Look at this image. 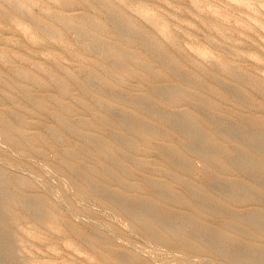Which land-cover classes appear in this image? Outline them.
I'll list each match as a JSON object with an SVG mask.
<instances>
[{
	"label": "rangeland",
	"instance_id": "374dc122",
	"mask_svg": "<svg viewBox=\"0 0 264 264\" xmlns=\"http://www.w3.org/2000/svg\"><path fill=\"white\" fill-rule=\"evenodd\" d=\"M102 1L33 0L19 9L0 0V115L14 123L10 136L44 138L38 151L21 148L9 140L0 123V264H120V258H135L141 264H255L264 250V237L260 242L231 233L229 240L216 236L209 240L221 251L243 255L239 262L212 249L198 253L151 237L117 203L124 199L130 206L139 203L147 208L152 202L147 209L157 234L174 237L163 228L162 223H170L181 236L203 243L205 232L189 226L191 212L162 199V194L182 189L176 181L159 185L181 175L175 165L182 156L173 155L170 161L164 155L179 148L195 169L182 175L183 180L209 187L218 196H223V188L237 193V184L251 186L244 194L250 197L246 205L219 203L221 215L208 217L215 225L233 217L246 224L245 217L264 211V173L241 168L253 136L264 135V0H250L251 8L237 0H106L101 7ZM141 8L150 9L154 19L145 18ZM114 14L121 20L117 32ZM60 15L72 18L71 23L65 26ZM87 19L101 24L100 31L94 32ZM163 23L171 39L160 31ZM49 28L63 39L48 36ZM119 36L128 42L121 44ZM140 38L157 49H145ZM95 41L113 52H127L126 67L132 71L108 73L116 57L99 54ZM194 48L207 50L212 57L204 59ZM148 68L160 73L162 81H154ZM173 84L186 91L185 105H170ZM186 112L203 131L191 133ZM106 116L116 124L100 127L97 123ZM142 121L161 136L139 141L131 128ZM55 132L59 140L51 145ZM226 133L228 139L213 137ZM131 141L149 145L145 158L131 151ZM115 150L118 161L140 167L133 181L139 188L126 191L106 177L110 170L117 176L122 173L105 153ZM69 151L78 157L71 158ZM208 151L227 171L217 164L206 173L203 155ZM40 197L56 208L57 233L33 221L25 210L23 202ZM12 214L20 218L15 226Z\"/></svg>",
	"mask_w": 264,
	"mask_h": 264
},
{
	"label": "bare ground",
	"instance_id": "6f19581e",
	"mask_svg": "<svg viewBox=\"0 0 264 264\" xmlns=\"http://www.w3.org/2000/svg\"><path fill=\"white\" fill-rule=\"evenodd\" d=\"M9 1L12 3L13 6H15L19 9H22V8L26 9L28 2H33V0H9ZM237 1L241 2L243 5H245L249 8L252 7V2L250 0H237ZM106 3L108 4V2H106V0H103L102 3L100 4V6L104 7L105 5H107ZM141 11H142L144 17L147 18L148 20L152 21L154 19V16H153L154 13L150 9L141 8ZM60 16H61V17H59L60 21L65 26H67L71 23L72 18H70L68 16H64V15H60ZM113 16H114V21H115V29L114 30L117 32V29H121V20L119 19L118 14H114ZM93 21H92V19L86 20L87 24H89L92 27L94 32L100 31L101 24L97 23L96 21H94V22ZM16 24L18 26L22 27L20 22H17ZM261 26L264 28V24L261 23ZM159 29L167 39L172 38V34L170 33V30L165 23L161 24L159 26ZM104 34H106L105 31H104ZM47 35L50 37L57 36L58 38L63 39L62 34L58 31H56L54 28H49L47 30ZM119 40H120L121 44H125L126 41L128 42V39L126 37L122 38L119 36ZM139 41L144 45L145 49H147V50L155 48L151 44L153 42H147L143 38H140ZM35 42H37V39L35 40ZM95 43L99 46V48L97 49V52H99V54L115 55V57H116L113 60L112 68L109 69L108 73H113L116 70L120 71L122 69L124 70L123 74H127V73H130L132 71V68H130V66L127 65V67H126L125 59L127 57H129V54L127 52H124V51L113 52V50L111 48H108L107 46H105L103 44H99V41H95ZM155 49H157V48H155ZM194 51L200 57H202L204 59H209L210 57H212L210 52L207 50H203L201 48H194ZM162 56H165L167 59L171 60V58H170L171 56H169L168 54L162 53ZM2 58L4 59L6 57L3 56ZM119 58H121V59L119 60ZM145 63L147 64L146 61H145ZM148 70L151 72V70L149 68H148ZM152 78L156 82L162 81V77L160 76V73H155V72L152 73ZM170 88H171V91L169 90V92H168V94L170 95L169 99H168L170 102V105L175 106V107H180V106L185 105V103H182V100L187 98L186 91L179 84H173V85H171ZM232 89H233V87H232ZM67 91H68V88L66 87V88H64L63 93H67ZM189 96H192V95L190 94ZM192 97H194V96H192ZM199 99H200V97L192 98L191 101L193 100L195 102V101H198ZM185 117H186L185 118L186 122L191 126V131H192L191 133H198L199 131H203L202 125L194 117H191L189 115V112L185 113ZM60 121H61V123L62 122L64 123L62 118H60ZM0 123L3 126V128L5 129V131L8 132V138L12 143L17 144L21 148H27L30 151H38V149H39L38 143H40L41 142L40 140H42L44 138H42L40 136H32V139L27 140L25 138H21V137H17V136L12 137L9 135L10 134L9 132L11 129H13L14 123L7 121L1 115H0ZM112 123H115L113 121V119H111L110 116H106V117H101L100 122H98L97 124L100 127H105L109 124L112 125ZM214 124H215V122H214ZM181 125H183V123ZM131 129H132V132L139 138V141L141 140V141H143V143L146 142L145 140H147L151 137L152 138H158L161 136V135L159 136L156 133L155 127L152 124H148L146 121H142V122L138 123L137 126L132 127ZM58 134L59 133L55 132L54 138H52V141H51L52 142L51 145L59 140ZM162 136L165 137L166 135L162 134ZM213 137L216 139L224 140L225 138L228 139L229 134L226 133V134H223L222 136L216 135ZM211 139L214 141L213 138H211ZM252 142H253V145H252L253 148L251 147V149L247 152V154H249V155L242 154L243 160L241 161V168L243 171H245L246 169L252 167L258 173L262 174V173H264V159L261 155H264V135L253 136ZM143 143H141V144L135 143L134 144L131 141L129 146L131 148V151H134L136 154L145 158L147 156L145 154V152H146V150H149L148 149L149 145L148 144L142 145ZM142 147H144L145 149H142ZM69 152L71 154V158H77L78 157V156H75L71 151H69ZM105 153H107V157L109 158V160H111L113 162L114 166L116 168H120L121 172H122L120 174V176H117L110 170V172L107 173L106 177L110 178V179L117 180V184H119V186L121 188H125L126 191L131 192V191L135 190L136 188H139L136 184H133V181L136 180L135 174L138 170H140V167L134 169V168L129 167L128 165H125V163L118 161V157H120V156L118 155L117 150L110 151V152L106 151ZM179 154L182 156V157L180 156L181 162L178 163L177 165H175L174 162H172V164H174L175 166L178 167L181 175L175 177L176 180H169V182H167L166 184H159V185H161V187H166V185L170 184V182L176 181V182H179L181 184L182 189L178 192H168L166 194H162V196H163L162 199L163 198L165 199V203H167L166 205H170V206L178 205L179 207H182L180 209H185V210H188L191 212V215H189L188 219H187L189 222V226L191 228L193 227L195 229L202 230L203 232H205L206 236L203 239H201V240H203V243L195 242L190 237L181 236L180 230L178 228L174 227L173 224H170V223H162L163 228L165 230H169L174 235V237L165 238L162 235L157 234L155 232V227H156V225L154 224L155 222L151 221L152 215L149 212V210L147 209L148 207H153L152 202H149L147 204L148 205L147 208L145 205L139 204V203L130 206L131 204L129 202L125 201L124 199L121 201H118V203L117 202L116 203L119 205L120 209L123 210L129 216L130 219H132V221L135 224L141 225V228H143V230L147 231L151 237H154V238L156 237V238L160 239L161 241H164L165 243H168L171 245L181 244L184 247H186V248H188L194 252H198V253L199 252H205L208 249L209 250L212 249V251L221 253L225 258H227L229 260L238 261V262L241 261V258H242L241 256H243V255H239V254L235 255V253H233L231 251H221V250L217 249L215 247L214 242H211L213 240L212 237L213 236L222 237L225 240H229V239H232L231 233H239L243 237H245L246 239L250 238L253 241H260L261 242L262 241L261 238L264 237V230L262 229L264 227V211L263 210L258 211L252 217H245L246 224H244L242 222V220H244L243 218L233 217L231 219L225 220L224 222H221V224L215 225L216 223H213V221L209 220L208 217L209 216L219 217L221 215L223 209H221V207L219 206V203L224 204L226 202L232 206L233 205L234 206H244L247 203H249L250 197H247L244 194H246V192L248 191V189L251 186L247 185V184H243V183L237 184L236 186H234L235 190L237 189L239 191L237 193L235 191L232 192V190L229 188H223V191H221L223 196H220V195L218 196L209 187H198L189 181L183 180V178L181 177L182 175H184V174L185 175H191L192 173L195 172V169L193 168V166L190 165L186 160L187 155H186L185 150L183 151L179 148H173L172 150H167L164 153L165 157L167 159H169L170 161H171L173 155H179ZM252 157L254 158V160ZM203 159L205 160V164H206V166H205L206 167V170H205L206 173H209L211 171V169H213L215 166H217V164L218 165L220 164L221 170L223 169V171H227V169H224L223 164H221V159L216 154L212 153L211 151L206 152L205 155H203ZM137 164L140 166L142 165L139 162ZM168 167L170 168L169 165H168ZM71 168H72L71 171L74 172L76 167H74L72 165ZM242 170L239 169L238 172H240ZM242 172H240V173H242ZM32 176H34V174ZM78 181H80V180L78 179ZM2 182L0 183V186H1ZM74 182H75L77 187H81V184L79 182H76V181H74ZM22 184L24 185V187H30L31 188V184L29 182H23ZM224 186H226V185H224ZM216 187L217 186L215 183V188ZM95 192H97V191H95ZM200 195H202L204 197L203 203L199 202L198 197H201ZM221 198L225 199V201H222ZM3 199H4V197H3ZM27 203L28 204L23 202V204L25 206V210L27 211V213H29V216L33 221H36L42 225H45V226L51 228L52 231H54V233H57V231H60V229H58V227H57V222H56L57 221V219H56V217H57L56 208L53 206V204L51 203V201L48 198L40 197V198H36V199H30V201ZM165 207H167V206H165ZM162 208L164 210V207H162ZM176 214L180 215V213H175V215ZM8 217H6V220ZM9 219L10 218H8V220ZM19 221H20V218L17 216H14L12 214V218H11L12 225L13 226L17 225V223ZM8 223L11 224L10 222H8ZM9 224H8V226H9ZM71 228L74 229L73 227H71ZM75 231L79 233L80 230L76 229ZM237 231H239V232H237ZM28 235L32 236L33 233L30 232V233H28ZM5 237H7V236H5ZM234 238L237 239L235 236H234ZM6 239L8 240V238H6ZM209 240H211V241H209ZM67 243L70 247L75 246L71 242H67ZM249 248H252V246H249ZM76 249L79 250V248H76ZM140 252H141V250H140ZM13 253H15V252H13ZM204 257L205 256H203V258ZM190 258L193 259L192 257H190ZM194 259H196V258H194ZM206 259H207V257L205 258V260ZM208 259H211V258L209 257ZM119 261H120V264H141V262L136 260L135 258H133L132 260L120 258ZM55 264H71V263H69L68 261H63L61 263L57 262ZM255 264H264V250H263V252H261L260 257L257 258V262Z\"/></svg>",
	"mask_w": 264,
	"mask_h": 264
}]
</instances>
